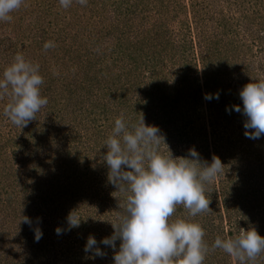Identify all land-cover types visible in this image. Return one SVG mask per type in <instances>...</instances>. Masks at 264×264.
<instances>
[{"label": "rangeland", "instance_id": "1", "mask_svg": "<svg viewBox=\"0 0 264 264\" xmlns=\"http://www.w3.org/2000/svg\"><path fill=\"white\" fill-rule=\"evenodd\" d=\"M11 16L0 22V77L23 55L39 65L48 104L21 128L4 115L11 97H0V264H113L119 240L116 249L100 245L103 258L84 246L90 235H113L112 223L126 214L129 193L108 181L103 159L121 116L129 126L141 116L157 126L163 155L195 148L211 163L208 153L223 146L224 171L205 186L210 209L193 218L178 205L170 219L203 227L204 264H239L212 245L243 230L264 236V137L246 140V117L233 109L242 107L244 85L264 81V0H73L67 9L59 0H24ZM47 41L55 47L45 51ZM211 49L226 61L209 73L202 59ZM210 93L219 99L206 100ZM3 158L37 176L24 194L2 193L16 184ZM72 211L82 220L69 230ZM249 264H264V253Z\"/></svg>", "mask_w": 264, "mask_h": 264}, {"label": "clouds", "instance_id": "2", "mask_svg": "<svg viewBox=\"0 0 264 264\" xmlns=\"http://www.w3.org/2000/svg\"><path fill=\"white\" fill-rule=\"evenodd\" d=\"M86 6L88 0H77ZM24 0H0V22H10L11 13L21 8ZM73 0H59L67 9ZM52 41L44 44V50L54 48ZM44 78L39 65L17 54L0 77V97L10 96L4 115L21 128L36 120V114L48 104L41 94ZM242 107L233 109L242 113L245 136L249 139L264 137V81L249 82L240 90ZM206 100L219 99V93L205 94ZM231 111V110H229ZM160 129L145 123L141 116L138 123L129 126L123 116L117 118L104 146L107 152L103 159L109 173L108 181L116 188L129 193L124 205L126 214L121 216L113 235L99 242L90 235L84 246L92 258H103L106 253L100 245L119 250L113 264H204L208 245L204 240L203 227L194 221L170 218L178 205L188 210L190 217L210 209V200L205 195L206 184L212 183L224 171L218 156L211 163L202 162L200 154L191 148L186 156L174 157L158 151ZM31 226L28 217L22 219ZM82 218L74 211L67 217L69 230L80 226ZM64 229L57 228V235ZM43 233L37 229L35 239L39 242ZM220 249L239 261V264L255 262L264 253V236L255 229L243 230L235 237H217L212 250Z\"/></svg>", "mask_w": 264, "mask_h": 264}, {"label": "trees", "instance_id": "3", "mask_svg": "<svg viewBox=\"0 0 264 264\" xmlns=\"http://www.w3.org/2000/svg\"><path fill=\"white\" fill-rule=\"evenodd\" d=\"M201 42V41H200ZM226 49V48H225ZM217 50V49H216ZM214 50H212L211 49V51L210 52H212V57L211 58H208L207 59V61H208V63H206V62H204V60L202 59V61H203V64H204V67L206 68V70L209 72V73H211L209 70H208V68L210 67V65L211 66H217V70L220 68V66H223V65H225V59H222L221 57V55L220 54H218L216 51H214ZM202 53V52H201ZM211 54V53H210ZM215 70V69H214ZM206 77H207V75H205ZM240 97V96H239ZM239 97H237V99H239ZM240 101H241V98H240ZM213 128V133H214V127H212ZM39 133L40 132H35L34 134H32V136H31V139L33 138V145L35 146V148L37 149V148H42V145H43V142H39V141H41L43 138H42V135L40 136L39 135ZM245 139L247 140L248 138H246L245 137ZM30 143V142H29ZM28 144V143H27ZM223 150V146L222 145H218V146H216L215 145V147H214V151L211 153V154H209L208 153V155H212L213 157L214 156H218L221 160L223 159V155H222V151ZM212 158V157H211ZM2 160V159H1ZM224 161V160H223ZM223 161H222V163H223ZM3 162H4V164H6L7 165V169L9 170V173H7V174H5L6 175V177L8 178V180H9V178L11 177L12 178V180H14V181H16V184L15 183H13V181L11 182V183H5L4 184V186H5V188H2V189H5L6 190V192H2V193H7V192H9V194L11 193V194H14V192L15 191H17L18 190V193L17 194H24L25 192H23L24 190H25V188L27 187V181H29L30 179H33V178H35V177H37V176H33V174H21L20 172V169H18V168H16L15 170L12 168V165L10 164V163H8L7 162V160L5 159V158H3ZM24 163L25 164H27L26 163V161H24ZM29 169H33V168H29ZM14 170V171H13ZM14 174H16V175H14ZM8 180H7V182H8ZM19 181V182H18ZM18 182V183H17ZM34 182H36L37 184H39V182L38 181H34ZM22 184V185H21ZM20 186V188H22V189H20V188H17V187H19ZM1 189V190H2ZM28 189V188H27ZM12 197V196H11ZM10 196L8 197V198H11ZM69 197H72L71 195L69 196ZM232 230L231 231H229L228 232V234L229 235H232Z\"/></svg>", "mask_w": 264, "mask_h": 264}]
</instances>
